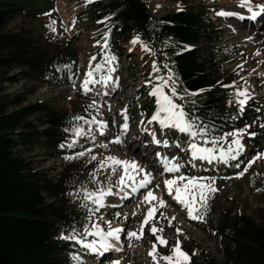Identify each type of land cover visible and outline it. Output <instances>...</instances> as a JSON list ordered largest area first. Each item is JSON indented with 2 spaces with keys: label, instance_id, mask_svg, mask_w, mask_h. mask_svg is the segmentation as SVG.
Returning a JSON list of instances; mask_svg holds the SVG:
<instances>
[{
  "label": "rangeland",
  "instance_id": "obj_1",
  "mask_svg": "<svg viewBox=\"0 0 264 264\" xmlns=\"http://www.w3.org/2000/svg\"><path fill=\"white\" fill-rule=\"evenodd\" d=\"M31 1L34 6L38 5L39 8L43 9L38 14L39 17H16L10 21L7 30L17 32L28 29L37 36H41L43 40L51 41L56 44L54 46H59L58 48L61 49V53H59L62 55L59 56V59L70 60V71L76 78L65 86H52L48 83L28 80H19L16 83L3 81L4 92L0 101L9 106L8 111L10 112L42 103L48 109L53 108L58 118L71 117L79 113L81 117H84V120H79L82 124L80 128L84 130V134L76 136L75 141L71 143L73 146L67 147L73 150L63 155H52L43 149H37L33 154L28 155L26 148L19 150L18 154L31 161L36 170L42 172L47 178L57 179L62 173L65 163L82 166L83 172H88L87 180L81 188L74 195H69L64 203L65 209L76 210L79 207L85 208L84 205H87L85 202H90L91 205L86 207L85 216L79 221L80 232H83L82 229L85 225L91 229L92 223H99L102 228L107 230V222L109 221H111L113 228L124 229V232L121 233L120 242H122L119 255L112 254L111 250L104 251L102 254L92 253L74 240L67 239L81 246L76 257L78 256L80 261L85 262V264H114L116 261H119V264H155L152 256L149 255L153 243L157 244L160 256L169 255V248L159 245L156 237L149 230L150 226L144 228L142 239H129L126 236L127 232L137 231L140 228L149 207H151V205L142 202L143 197L148 190H153L157 197H162L167 201L168 206L159 209L156 213V220L151 223H156L157 228L164 229L158 235L167 239L169 246L174 245L179 239L183 250L189 254L196 252V250H203L217 264H233L221 252L219 238L211 230L210 223L214 227L218 226L223 215L230 214L233 218L248 217L256 221L257 224L264 226V158L257 160L243 177L238 178V173L243 170L248 161L252 160L257 153H264V133H260L263 139L262 149H255L254 143H252L259 134L252 137L246 133L242 137L245 151L239 161H230L227 165L216 161L208 163L202 160H192L189 148L186 150V154L182 152L184 141L178 137L174 139L173 135H176L177 132L172 131V133L170 131V133L164 134V130H159V140L163 142L167 139L168 146L176 147V151L169 152L170 148L168 149L167 146L165 149L161 143L159 147L156 145L151 148L150 146L151 154L146 153L148 157L146 158V155L144 157V149L152 142L153 138L151 137L152 133L146 128V124L139 127L140 120L146 114V121L148 122L158 108L157 103L155 104L156 98L153 99L149 94L148 86L152 87V84L146 83V81L152 80L154 83H159L155 78L162 76L161 69L159 72L153 70V62L159 67L153 52L145 51L141 42L133 44L132 41L136 39L133 37L128 42L117 43L110 47V28L107 24L100 23L92 15L86 13L85 7L88 0H53V6L51 0ZM146 1L149 2L156 18L183 7L162 0ZM260 2L264 4L263 0ZM234 4H239V0H198L190 5L198 10L205 7L209 8L210 14L215 20L218 43L208 47L204 44L200 48L208 49L211 54H214L219 48L225 47V54H217L218 68L223 70L224 77L231 74L233 76L240 75L233 81L235 91L247 89L250 94L248 101L254 100L264 103V50L263 52L260 51L261 62L255 61L253 64H249V61L255 57L262 45L252 46L250 37H248L258 27L259 31L264 33V16L261 15L257 22L255 20L252 22L250 21L251 14L244 19L237 16L221 17L217 14L223 11L225 7L234 6ZM156 5L158 9L155 7ZM52 21L56 22L55 32L49 27ZM105 34L108 36V49L103 48ZM132 45L134 47L129 49ZM250 51L253 53L249 57ZM106 55L115 56L116 59L110 63L106 62ZM205 55L208 56V53L206 52ZM92 57L96 59L91 60ZM90 64L92 69H95L97 64L103 67L99 71H94V77L98 78L96 79L98 82L89 85L92 86L90 87L91 91L85 94L82 85L87 78L86 74L90 70ZM112 65L115 66L117 78L115 83L110 84V86L115 87L116 84L118 87L115 88L116 91L114 89L110 92L104 91L103 93L106 95H103L101 88L104 85L103 83L102 86L99 84L100 76L104 74L107 66L110 68ZM19 72L20 70L17 68L5 75V78L18 76ZM142 80L145 82L144 86ZM241 98L244 99V97ZM14 102H21V105L19 107L12 106ZM93 102H95V107H90ZM125 108H127V122L130 127L126 133L122 130L125 121L121 115ZM23 120L29 122L35 130H39L42 129L45 119L43 114L39 113L29 115ZM92 120L104 122L107 127L101 129L96 123H85V121L91 122ZM70 122H72L71 119ZM259 130H263L261 126ZM144 133L147 134L148 138ZM248 133L251 132L248 131ZM117 137L122 140V143L113 142ZM195 142L201 146H207L204 145L203 139L200 137ZM102 145H107V147H102ZM225 145L227 146V144ZM80 152H84L85 155L77 156V153ZM92 156H96L97 159L92 160ZM108 156L138 162L147 172L152 173L151 184L146 189H140L134 195L135 193L130 187L119 184L122 174L121 167L116 166L115 174L112 173V168L108 166L111 162H107L104 168H100L101 162L106 161ZM164 156L184 164L185 167L181 169V172L185 175L215 178V186L218 188V192L210 200L209 211L203 221L189 219L186 209L167 195L164 180L172 179L180 173H168L164 170V165L161 162ZM66 157L76 158L66 159ZM238 162L240 163L239 168L235 167ZM142 176L143 173L138 175L137 181ZM156 185H159V188ZM109 186H111L112 195H106L105 207H99L91 199H85L89 193L98 195L101 189L107 191ZM122 187L123 190H121ZM120 192H124L125 199L119 198ZM155 203L156 201H153V204ZM90 210L92 211L90 212ZM161 212L166 217H175L171 221V226L168 219L160 218ZM116 213L120 215L117 217ZM89 215H92L91 221L88 220ZM176 228H181L183 234H177ZM73 233L71 231L65 237ZM94 239L98 240L99 238L88 236L86 242ZM71 263L78 264L74 259ZM160 264H167V262L160 260Z\"/></svg>",
  "mask_w": 264,
  "mask_h": 264
},
{
  "label": "trees",
  "instance_id": "obj_2",
  "mask_svg": "<svg viewBox=\"0 0 264 264\" xmlns=\"http://www.w3.org/2000/svg\"><path fill=\"white\" fill-rule=\"evenodd\" d=\"M164 1L183 7L159 18L153 15L146 0H93L85 9L109 26L110 47L139 37L154 53L162 76L167 77L171 69L181 95L185 89L198 93L184 95L183 100L177 98L176 103L184 105L190 117H197L209 126L207 139L250 125L247 131L259 134L252 141L254 148L262 149L260 133H264V128L259 127L264 123V103L250 100L244 111L239 112L238 100L242 98L235 95L234 87L225 86L240 75L224 77L217 64V54H225L226 48L221 47L214 54L200 48L204 44L216 45L219 40L210 9L190 6L198 0ZM40 11L43 9L34 6L31 0H0V98L3 81L28 80L65 86L76 78L70 71V60L59 59L62 56L59 46L28 29L7 30L14 18H37ZM17 68L18 76L5 78ZM20 105L21 102L12 103ZM8 108L0 101V264H72L81 246L62 236L80 230L79 221L87 208L65 209L64 203L81 188L88 172H83L82 166L65 163L57 179L47 178L18 151L26 148L28 155L37 149L52 155L72 151L67 147L76 139L75 129L82 125L74 119L80 115L58 118L53 108L48 109L42 103L13 112ZM39 113L45 120L42 129L35 130L23 119ZM210 228L219 238L220 250L228 261L264 264V226L245 216L233 218L224 214L220 224L214 227L210 223ZM195 253L193 264H217L203 250Z\"/></svg>",
  "mask_w": 264,
  "mask_h": 264
},
{
  "label": "snow or ice",
  "instance_id": "obj_3",
  "mask_svg": "<svg viewBox=\"0 0 264 264\" xmlns=\"http://www.w3.org/2000/svg\"><path fill=\"white\" fill-rule=\"evenodd\" d=\"M93 0H88V3H92ZM238 6L242 9H247V11L251 14V19H256L261 13H264V4L257 5L258 11L253 10V0H239ZM220 16H237L240 19H244L245 17L240 15L239 13L234 12H226L220 11L217 13ZM103 23V21H99ZM55 21H52V24L49 26L53 32H55ZM108 36L105 34L103 37L104 44L103 48L108 49L107 43ZM139 37L132 41L133 44L140 43ZM99 43V42H98ZM145 51H151V49L145 44ZM95 57H92L91 60H95ZM116 58L115 56H105L106 62H112ZM90 70L87 72V78L83 81V91L87 94L91 91L89 85L95 84L98 81L94 77V71H99L103 66L97 64L95 69L91 68V64L89 65ZM164 68H168L167 64L163 65ZM242 67V66H241ZM153 70L154 72H159L160 68L153 62ZM110 71H115V69H110ZM112 77L109 75L105 78H102L101 81L106 83L110 81ZM159 81V83H154L152 80L146 81V83L152 84V88L150 91V95L156 98V103L158 108L154 115H152L151 119L148 123H152L156 121L159 123L161 129H176L180 133H186L190 137L188 147L191 152L192 160H202L207 161L208 163H212L214 161L224 163L225 165L229 164L230 161H239V158L245 151V145L243 143L242 137L247 133L248 135L254 137L256 133H248V128L250 125H246L244 129L234 130L233 132L222 134L220 136H212L210 139H205L210 135L211 129L207 124H203L202 121H199L197 117H190L189 113L185 111V107L182 104L176 103V99L183 100L184 95H197L198 93L192 92L189 93L186 89L184 90V95H181L177 91V84L174 78V74L171 69L168 71L167 77L165 76H157L155 78ZM225 87H234V85H229ZM168 89V91H165ZM237 97H244V99H239V112L244 111V107L247 104L248 99H250V94L247 89H237L235 92ZM231 100L229 103L231 104ZM90 107H95V102ZM121 115L124 117V123L122 125V130L126 133L129 129L128 124V115L127 108H125ZM75 120H84V117L76 116ZM85 123H96L99 125L101 129L107 127L104 122L92 120L91 122L85 121ZM261 127L264 128V124H261ZM84 134V130L81 128L75 129V135L80 136ZM101 134L103 132L101 131ZM154 142L156 144H161L165 147L168 146L167 139L161 140L155 139V133H152ZM200 137L203 139L204 145L211 144V147L201 146L199 143L195 142L196 138ZM231 137V140H229ZM114 143H122V140L117 137ZM227 144V147L224 145ZM73 145L70 144L69 147ZM102 147H107V145H102ZM90 151V150H89ZM84 152L77 153V156H84ZM159 156V153L157 154ZM76 157H66V159H75ZM264 158V153H257L252 160L248 161L246 166L243 168L241 172L238 173V178L243 177L252 167V165L259 159ZM92 160H96V156L91 157ZM107 162H111L108 166L112 168V173L115 174L116 166L122 168V174L119 179V184L121 186L130 187L132 192H139L140 189L148 188V185L152 182V173L147 172L138 162L122 160L113 156H108L106 161L101 162L100 168H104ZM164 165V170L168 173H180L179 175L174 176L172 179L164 180V185L166 187L167 195L172 198L177 204L181 205L187 211L188 218L193 221H203L210 207V200L213 198L214 194L218 192V188L215 186V178L214 177H205V176H197L192 175L188 176L181 172V169L185 167L184 164L175 162L174 160H170L168 158H164L162 161ZM194 167V165H193ZM235 167L239 168L240 163H236ZM143 173L142 178L137 181V176ZM131 182V183H129ZM159 188V185H156ZM123 190V187L121 188ZM106 195H112L111 186L108 187L107 191L101 189L99 191V195L96 193H89L85 199H91L92 202L99 207H104V197ZM153 201H156L153 204ZM143 203L151 205L149 207L144 220L141 223L140 228L137 231L127 232L126 236L129 239H142L144 235V228L147 226L153 236L156 237V241L159 245H162L166 248H169L170 254L160 256L157 249V244L153 243L152 250L149 255L152 256L155 264H160V260L166 261L167 264H193L192 257L196 255L195 252L189 254L187 251H184L182 248V243L179 239L176 240L174 245L169 246L168 240L165 239L162 235H158V233H162L164 231L163 228H157L156 223H151L153 220H156V213L161 208L167 207V201H165L162 197H157L154 194L153 190H148L143 197ZM87 207V205H84ZM98 211V208L96 209ZM92 210H90L91 212ZM94 214V213H93ZM120 214L116 213L118 217ZM161 219H168L169 225L171 226V221L175 219V217H166L163 212L160 213ZM88 220H92V215H89ZM158 222V221H157ZM176 233L182 235V229L176 228ZM124 232L122 228H113L111 225V221L107 222V230L101 227L99 223H92L91 229L87 225H85L83 232L75 230L74 233L68 237H62L64 239L74 240L79 243L85 249L91 251L92 253L102 254L104 251H108L114 247L111 243V240L120 241L121 233ZM88 236L97 237L98 240L94 239L90 242H86V238ZM99 244V247L97 245ZM74 260L78 262V264H83L80 261V258L73 257ZM114 264H119V261L114 262Z\"/></svg>",
  "mask_w": 264,
  "mask_h": 264
},
{
  "label": "bare ground",
  "instance_id": "obj_4",
  "mask_svg": "<svg viewBox=\"0 0 264 264\" xmlns=\"http://www.w3.org/2000/svg\"><path fill=\"white\" fill-rule=\"evenodd\" d=\"M157 1V0H156ZM236 1V0H235ZM258 1V2H257ZM260 1H262V0H253V10L254 11H258V8L256 7L257 5H260V4H262V2H260ZM264 1V0H263ZM158 3V2H157ZM156 3V4H157ZM157 9H158V6L156 5L155 6ZM223 11H226V12H234V13H239L240 15H242V16H244V17H246V16H249L250 15V13L247 11V9H242V8H240L239 6H238V4H234V6H227V7H225L224 8V10ZM261 15L262 16H264V13H261L259 16H257V18L256 19H254L255 20V22H257L258 21V19H260L261 18ZM222 17V16H221ZM254 20L253 19H251L250 21H252V22H254ZM253 24V23H252ZM251 24V25H252ZM257 26V25H256ZM239 27V26H238ZM258 27V26H257ZM256 27V28H257ZM248 33V32H247ZM251 33V32H250ZM252 36V37H251ZM248 37H250L249 38V40H250V44L253 46V45H262V47L257 51V53H256V55H255V57L252 59V60H250L249 61V64H253L255 61H259V62H261V53H260V51L261 52H263V50H264V44H262V41H264V33L263 32H260L259 31V27L256 29V31H254V32H252V34L251 35H249ZM137 38V37H136ZM258 38H260V39H258ZM142 44V43H141ZM143 45V44H142ZM144 46V45H143ZM134 46L132 45V46H130L129 47V49H132ZM255 51V50H254ZM253 53V51H250L249 53H248V56L250 57V55ZM247 55V54H246ZM113 72L114 71H110V76L112 77L113 76ZM112 87H114V86H112ZM111 86H110V84H108L107 86H104L102 89H103V91L102 92H104V91H111V90H113V88H112ZM115 88V87H114ZM115 90V89H114ZM121 90V89H120ZM116 91V90H115ZM103 95H106L105 93H103ZM107 97V96H106ZM147 123V122H146ZM145 123V124H146ZM140 127V126H139ZM169 131H176V130H174V129H169ZM173 133V132H172ZM145 134V133H144ZM145 136L148 138V136H147V134H145ZM135 144V143H134ZM133 144V145H134ZM137 144V143H136ZM157 144L154 142V140L150 143V144H148V146L144 149V152H145V154H144V157H145V155H146V153H150V151H151V148H152V146H153V148L156 146ZM150 146H151V148H150ZM176 146V145H175ZM165 147V146H164ZM169 147H170V145H169ZM165 149H167V148H165ZM169 151L170 152H175L176 151V147L174 148V147H170V149H169ZM151 154V153H150ZM160 156V155H159ZM159 156H157L158 158H159ZM148 156L146 155V158H147ZM163 159L164 158H167V156H164V157H162ZM144 160V159H143ZM136 193L137 192H135V194L134 195H136ZM99 195V194H98ZM125 195H124V192H120L119 193V198H122V199H125V197H124ZM105 198H106V196L104 197V200H105ZM121 199V200H122ZM105 205V204H104ZM105 207V206H104ZM116 207V206H115ZM115 207H113V208H115ZM105 209V208H104ZM122 242V241H121ZM121 242L120 241H116V240H111V243L114 245V247L112 248V249H110L111 250V253L112 254H118L119 255V253L121 252ZM99 247V246H98ZM119 257V256H118Z\"/></svg>",
  "mask_w": 264,
  "mask_h": 264
}]
</instances>
